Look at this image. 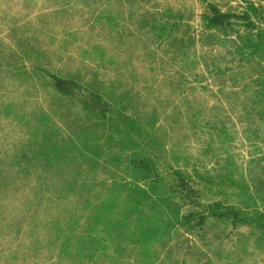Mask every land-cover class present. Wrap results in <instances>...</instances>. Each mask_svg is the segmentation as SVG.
<instances>
[{"label": "rangeland", "instance_id": "1", "mask_svg": "<svg viewBox=\"0 0 264 264\" xmlns=\"http://www.w3.org/2000/svg\"><path fill=\"white\" fill-rule=\"evenodd\" d=\"M241 62L264 0H0V264H264Z\"/></svg>", "mask_w": 264, "mask_h": 264}, {"label": "trees", "instance_id": "2", "mask_svg": "<svg viewBox=\"0 0 264 264\" xmlns=\"http://www.w3.org/2000/svg\"><path fill=\"white\" fill-rule=\"evenodd\" d=\"M249 54H253V52ZM233 68L238 70L237 73H242V75H244L245 79L243 80L244 82L240 84L242 86L239 92L246 93L247 96H244L243 98L246 101L245 103L246 108L244 106V108L242 109V114L236 116L235 114L237 113L229 112V116L232 121H235V118H233L231 114L234 117H237L241 121L242 127L245 130L246 140L252 142L254 136L258 137L257 135H255L254 130L260 129L261 126L264 124V65L262 66L253 65L252 67H250L247 66L246 63L241 62L238 64V66H234ZM248 69H249L248 73H251V75L246 73ZM229 104L231 105V102H229ZM182 193L184 195V198L190 201L189 204H193L195 206L197 205L198 200L196 198H193L192 196L184 193L183 191ZM228 208L229 205L224 206L223 208L220 209L218 208V205L215 203L212 205V210L210 212L211 214L205 215L203 218H207L209 216L222 218L224 216H227ZM243 210L248 211L249 209L244 208ZM235 216H236L235 220L236 219L241 220L247 217V215L240 216V214L238 216L237 215ZM263 221H264V210L258 212V215L254 217L251 223L261 225Z\"/></svg>", "mask_w": 264, "mask_h": 264}]
</instances>
